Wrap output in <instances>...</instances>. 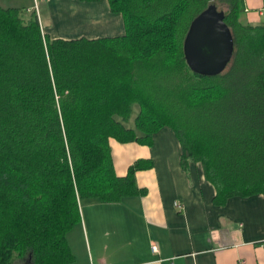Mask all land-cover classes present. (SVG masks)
<instances>
[{"label":"trees","instance_id":"1","mask_svg":"<svg viewBox=\"0 0 264 264\" xmlns=\"http://www.w3.org/2000/svg\"><path fill=\"white\" fill-rule=\"evenodd\" d=\"M107 3L123 30L94 37L50 36L34 8L0 6V264L70 262L80 200L145 192L134 172L151 159L118 175L109 139L149 146L168 127L180 165L200 163L212 202L264 193V14L244 20L242 0ZM209 3L232 51L204 75L187 66L181 40Z\"/></svg>","mask_w":264,"mask_h":264},{"label":"crops","instance_id":"2","mask_svg":"<svg viewBox=\"0 0 264 264\" xmlns=\"http://www.w3.org/2000/svg\"><path fill=\"white\" fill-rule=\"evenodd\" d=\"M39 2L52 11L50 19L42 18ZM73 2L81 6V18L87 23L74 24L72 29L60 27L56 0H0V6L34 8L50 36L122 32V18L107 0ZM242 3L244 20L257 22L263 17L262 0ZM43 21L50 28H44ZM109 145L118 175L136 158L151 159L150 167L134 172L136 185L145 192L118 201H80V220L66 232L73 259L65 264H236L238 260L264 264V193L212 202L214 188L200 163L189 162L185 169L180 165L178 141L168 127L159 128L149 146L114 139Z\"/></svg>","mask_w":264,"mask_h":264},{"label":"water","instance_id":"3","mask_svg":"<svg viewBox=\"0 0 264 264\" xmlns=\"http://www.w3.org/2000/svg\"><path fill=\"white\" fill-rule=\"evenodd\" d=\"M183 58L193 72L213 75L228 62L232 37L223 21V11L207 4L189 21L181 40Z\"/></svg>","mask_w":264,"mask_h":264},{"label":"rangeland","instance_id":"4","mask_svg":"<svg viewBox=\"0 0 264 264\" xmlns=\"http://www.w3.org/2000/svg\"><path fill=\"white\" fill-rule=\"evenodd\" d=\"M57 1V16L59 19V25L61 28H69L72 29L75 25H80V24H85L87 23V18H81V6H79V4H76L78 2H73L75 0H56ZM40 6H41V14H42V18L44 17L45 19H50V14L53 15L52 11L50 10V8H47V4H44V2H39ZM16 4V3H15ZM36 8H37V3H36ZM61 8L63 9L61 11ZM31 9V8H30ZM49 9V12H48ZM61 13H65V14H72L75 18H70V17H66V15L61 14ZM83 14H87L86 11H83ZM45 21V20H44ZM43 21V26L44 28H50L49 24H45ZM41 26V25H40ZM42 27V26H41ZM71 36V35H69ZM136 105L135 103H132V108H131V115L136 111ZM81 202H83V200H80Z\"/></svg>","mask_w":264,"mask_h":264},{"label":"built area","instance_id":"5","mask_svg":"<svg viewBox=\"0 0 264 264\" xmlns=\"http://www.w3.org/2000/svg\"><path fill=\"white\" fill-rule=\"evenodd\" d=\"M174 205L177 207V208H180L181 207V203H180V201H174ZM240 263V261L238 260L237 262H236V264H239Z\"/></svg>","mask_w":264,"mask_h":264}]
</instances>
